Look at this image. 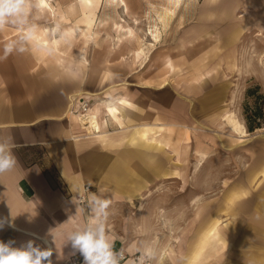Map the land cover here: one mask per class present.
I'll list each match as a JSON object with an SVG mask.
<instances>
[{
	"label": "crops",
	"instance_id": "crops-1",
	"mask_svg": "<svg viewBox=\"0 0 264 264\" xmlns=\"http://www.w3.org/2000/svg\"><path fill=\"white\" fill-rule=\"evenodd\" d=\"M44 1L48 3L44 8L51 7L56 13L49 0ZM121 1L80 0L78 5L71 6L74 14L79 13L75 30L92 38L96 24L101 27L111 24L113 50L118 52L125 45L140 42L142 37L137 30L140 21H129L128 1L125 0L127 5ZM183 1L176 4L174 0H164L160 20L166 24L174 14L171 6L179 7ZM105 4L114 14L108 11L100 15ZM42 8L41 0L30 4V14L36 17L30 23L37 25L40 38L51 45ZM207 12L213 14L218 44H230L242 30L264 24V0H228L222 6L214 0ZM221 20L228 22V32H221ZM116 22L132 27L131 40H118ZM54 24L49 26L51 32ZM162 34L158 23L149 27L146 38L151 46L147 50L137 48L141 63L136 69L126 68L121 59L118 67L110 64L107 70L96 73L95 67H89L88 58L84 65L72 60V48L67 51L54 48L49 54L35 50L31 44L23 45L28 49L24 53L14 52L0 59V135L13 137L18 160L15 172L0 175V218L12 225L6 224L0 230V241L11 240L14 247H20L32 240L42 248H52L53 264H65L74 257L69 256L71 246L66 234L93 219L88 205L79 201L89 185L88 198L103 189L112 200L106 230L115 242V249L124 253L121 264H138L144 246L157 252L150 264H264V127L260 132H250L235 115L245 126L243 132L239 131L227 112L236 113L226 110L219 116L229 130L225 136H194V104L173 107V98L177 97L178 103L181 95L174 92L173 97L169 87L168 68H174L173 57L168 53L171 50L155 59L151 56L159 47ZM18 36L19 31L12 26L0 30V56L8 41L17 39V47L22 46ZM197 37L191 36L188 42ZM53 39L55 45L60 44V37ZM184 44L181 42L179 47ZM192 54L195 53L188 56ZM152 60L154 63L150 65ZM118 73L127 79L134 76L138 81L128 79L104 85L105 81H115ZM214 86L221 90L219 83ZM162 98L164 105L158 107ZM85 100L92 103L88 115H96L100 120L99 130L80 121L78 110ZM177 128L179 132L174 135ZM194 142L197 163L191 170L186 160L192 154ZM211 147L228 151L230 175L226 180L220 177L202 181L198 187L219 192L214 196H206L205 191L184 196L175 207L170 201L163 213L152 209L158 201L150 195L171 184L168 179L191 171L197 174L215 171L214 165L205 164L210 153H215ZM146 190L150 191L148 197L144 195ZM74 199L76 203H72ZM145 201L150 205L147 214L141 212ZM136 203L140 204L137 211L134 208L131 215L119 218L120 206L135 207ZM142 215L145 225L141 227ZM157 218L163 221V229L156 227ZM75 256L82 258L79 254Z\"/></svg>",
	"mask_w": 264,
	"mask_h": 264
},
{
	"label": "rangeland",
	"instance_id": "rangeland-1",
	"mask_svg": "<svg viewBox=\"0 0 264 264\" xmlns=\"http://www.w3.org/2000/svg\"><path fill=\"white\" fill-rule=\"evenodd\" d=\"M127 1L131 13L128 18L129 21L135 19L140 21L137 26V30L142 37L140 42L124 46L120 52L114 51V31L111 24L106 27L96 24L93 37H85L79 30H75L76 23L79 22V13L74 14L71 10V6L78 5L80 0H49L56 9V13H53L48 7L43 10V20L48 30L47 36L50 39V44L54 45V48L61 47L62 51L72 48V60L76 59L78 64L84 65L85 58H88L89 67L92 66V69L95 67L96 73H100L101 69L107 70V65L117 66L121 59L122 62H126L124 64L126 68L136 69L141 63L136 53L137 48L142 46L147 50V47L151 46L148 44L149 38H146L147 30L158 23L163 34L161 35V43L158 44L159 47L153 51L151 56L152 59H155L171 50L168 53L173 57L174 68H168L171 74V85L169 87L173 91V97H175L174 92L179 93L181 95L179 101H182L177 103V97L173 98V107L180 104L186 108L188 103L194 104L196 119H193V126L195 127L193 128V135L201 134L205 137H212L220 134V136H225L229 130L223 126V121H220L219 116L226 110H233L236 116L245 123L248 130L249 123L253 126L259 125L253 131L249 130L250 132H260V128L264 127V24H259L256 29L242 30L240 35L234 37L230 44L224 42L218 44V33L213 26V14L207 12L208 7L212 6L214 0H184L179 7L172 5L171 8L174 10V14L166 24L160 20L164 9V0ZM224 1L227 5L228 0H217L221 6ZM233 1L235 0H231V2ZM32 2H29V4H37V0H32ZM108 11L113 13V10H109L105 4V8L100 11V15H105ZM120 11L123 13L122 9ZM202 11H205V13L203 14ZM239 11L240 14L243 13L244 7ZM107 18L110 20L109 17ZM32 21H36V17L30 14V22ZM53 22H55V26L60 24V31L55 33L50 31L52 28L49 26ZM227 23L226 20H221V32L224 30L228 32ZM164 25L167 26V29ZM71 26L72 28H70ZM214 30L217 34L214 33ZM71 31L72 39L69 43L59 41L60 44L55 45L54 36L61 37L63 32L71 33ZM194 35H198L197 39L189 43V38ZM184 37L186 38L184 39ZM181 42L185 44L179 47ZM189 53L190 55L191 53L195 54L188 56ZM142 58H145V56ZM181 60L183 62H180ZM150 62V65H152L154 60ZM82 67L78 66V69ZM117 77L113 82L105 81L104 85L120 80L126 81L129 79V82L134 80V76L127 79V77H121L120 73ZM137 81L134 80V82ZM218 83L222 86L221 90L214 86ZM163 105L164 99L162 98L158 101V107ZM177 130H173L174 135L179 132V128ZM212 149L213 147H211V151L215 150V153H210L205 164L208 166L214 165V172L197 174L191 171L177 174L181 177L168 179L167 181H172L171 184L150 195L154 201H158V204L151 206V208H156L158 213H163L166 205L173 202V207H175V203L184 196L189 197L203 191H205L206 196L217 194L219 189H209L208 191L198 187L202 181L211 182L220 179V177L222 180H226L230 175L228 167L231 161L228 151L223 148ZM194 151L195 142L192 154L186 160V163L192 167L191 170L194 169L197 163ZM178 169L180 170V167ZM185 179L187 185L184 184ZM149 192V190H146L144 195L148 197ZM143 205L144 209L141 212L147 214L150 206L148 201H145ZM120 207L121 211L118 215L119 218H123V215H131L134 208V211H137L140 204L136 203L135 207ZM141 217L140 225L142 227L143 224L145 225V221L143 215ZM155 223L158 229L164 228L161 219L157 218Z\"/></svg>",
	"mask_w": 264,
	"mask_h": 264
},
{
	"label": "clouds",
	"instance_id": "clouds-1",
	"mask_svg": "<svg viewBox=\"0 0 264 264\" xmlns=\"http://www.w3.org/2000/svg\"><path fill=\"white\" fill-rule=\"evenodd\" d=\"M6 26H12L19 31L18 40L22 46L17 47V39L8 41L3 47V56L6 59L14 52L24 53V44H31L35 50L45 51L51 54L54 45H48L38 35V27L30 23L29 0H0V30ZM54 33L60 31V25H56ZM72 33L63 32L60 41L69 43ZM16 144L11 135H0V175L15 172L18 160L14 154ZM72 203H76L75 199ZM112 200L107 198L104 190L89 195L87 205L92 214V222L82 228L66 234V241L71 246L69 256L79 254L83 257V264H121L124 260L122 250L115 249V242L106 230L109 218V208ZM12 226L5 218H0V230L6 226ZM14 241H0V264H53V250L51 247H41L29 240L20 247H14ZM47 245L48 241L44 240ZM157 257V252L150 246H144L139 257V264H146Z\"/></svg>",
	"mask_w": 264,
	"mask_h": 264
},
{
	"label": "bare ground",
	"instance_id": "bare-ground-1",
	"mask_svg": "<svg viewBox=\"0 0 264 264\" xmlns=\"http://www.w3.org/2000/svg\"><path fill=\"white\" fill-rule=\"evenodd\" d=\"M108 1V0H107ZM112 1H114V0H112ZM177 4H179L180 2H181V0H174ZM122 2V4L123 5H127L126 4V2H125V0L123 1H121ZM50 3V2H49ZM87 3V2H86ZM113 3V2H112ZM48 4V3H47ZM46 4V2L44 1V0H41V7H43L44 8V6H46L47 5ZM129 4V3H128ZM50 5V4H49ZM116 6V5H115ZM42 8V9H43ZM50 9H51V7H50ZM127 9H128V7H127ZM114 11V10H113ZM117 12V11H116ZM114 14V13H113ZM117 14V13H116ZM115 14V15H116ZM170 16V15H169ZM106 17V16H105ZM107 18V17H106ZM120 17H118V19H119ZM121 20V19H120ZM124 21H125V19H124ZM96 24V23H95ZM105 24V23H104ZM131 25H133V24H131ZM104 26V25H103ZM115 30H116V32L118 33V40H121V39H128V40H131L132 38H133V29H132V27L129 25V24H123V23H118V22H116L115 23ZM152 34L155 36V38H154V40L156 39L157 40V34L155 33V31L154 32H152ZM92 36V35H91ZM116 37V36H115ZM117 42H119V41H117ZM157 43V42H156ZM116 44V43H115ZM124 45V44H123ZM154 45V44H153ZM126 46V45H125ZM115 100V99H114ZM105 110V109H104ZM87 111L88 110H86V111H84V112H81L80 113V115H79V118H80V121H81V123L82 124H84V125H90L91 126V128H93V130H99V128H100V125H99V122H100V120L98 121V118H97V116L96 115H94V116H89L88 115V113H87ZM231 112V111H230ZM232 112H233V110H232ZM228 113V117L230 118V120L232 121V122H234V126L236 127L235 129H237V130H239V131H244V127H243V123H241L236 117H235V115L236 114H234V113H229V112H227ZM92 115V114H91ZM226 119V118H225ZM229 121V120H228ZM89 126V127H90ZM90 129V128H89ZM89 131V130H88ZM90 132V131H89ZM238 132V131H237ZM244 134V133H243Z\"/></svg>",
	"mask_w": 264,
	"mask_h": 264
},
{
	"label": "built area",
	"instance_id": "built-area-1",
	"mask_svg": "<svg viewBox=\"0 0 264 264\" xmlns=\"http://www.w3.org/2000/svg\"><path fill=\"white\" fill-rule=\"evenodd\" d=\"M91 106H92V103L89 100H85L82 102L78 112H80V111L84 112L88 109H91ZM89 189H90V186L86 185L84 188V191L82 192V194H80L79 201L81 202V204H87ZM82 260H83V257L78 258V257L74 256V257L70 258L69 260H67L65 264H80ZM137 260H138V264H139V257ZM146 264H150V261H147Z\"/></svg>",
	"mask_w": 264,
	"mask_h": 264
},
{
	"label": "trees",
	"instance_id": "trees-1",
	"mask_svg": "<svg viewBox=\"0 0 264 264\" xmlns=\"http://www.w3.org/2000/svg\"><path fill=\"white\" fill-rule=\"evenodd\" d=\"M257 126H259V125L253 126L250 123L248 124V128H249L250 131H253L255 128H257Z\"/></svg>",
	"mask_w": 264,
	"mask_h": 264
}]
</instances>
